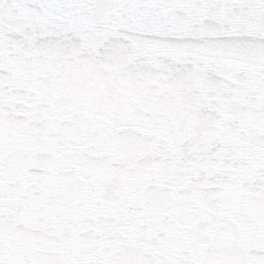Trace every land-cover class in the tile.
Listing matches in <instances>:
<instances>
[{
  "label": "snow or ice",
  "instance_id": "snow-or-ice-1",
  "mask_svg": "<svg viewBox=\"0 0 264 264\" xmlns=\"http://www.w3.org/2000/svg\"><path fill=\"white\" fill-rule=\"evenodd\" d=\"M0 264H264V0H0Z\"/></svg>",
  "mask_w": 264,
  "mask_h": 264
}]
</instances>
